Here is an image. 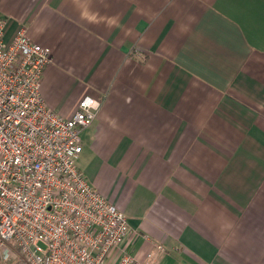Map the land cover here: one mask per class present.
Segmentation results:
<instances>
[{"label": "crops", "instance_id": "obj_1", "mask_svg": "<svg viewBox=\"0 0 264 264\" xmlns=\"http://www.w3.org/2000/svg\"><path fill=\"white\" fill-rule=\"evenodd\" d=\"M0 17L52 49L49 107L102 101L77 165L138 258L264 264V0H0Z\"/></svg>", "mask_w": 264, "mask_h": 264}, {"label": "built area", "instance_id": "obj_2", "mask_svg": "<svg viewBox=\"0 0 264 264\" xmlns=\"http://www.w3.org/2000/svg\"><path fill=\"white\" fill-rule=\"evenodd\" d=\"M6 28L0 17V264H153L154 250L133 252L124 210L77 165L81 132L102 101L85 96L69 117L49 107L42 83L52 49L25 26L8 40Z\"/></svg>", "mask_w": 264, "mask_h": 264}, {"label": "trees", "instance_id": "obj_3", "mask_svg": "<svg viewBox=\"0 0 264 264\" xmlns=\"http://www.w3.org/2000/svg\"><path fill=\"white\" fill-rule=\"evenodd\" d=\"M14 264H29V263H27L24 259L19 258Z\"/></svg>", "mask_w": 264, "mask_h": 264}, {"label": "rangeland", "instance_id": "obj_4", "mask_svg": "<svg viewBox=\"0 0 264 264\" xmlns=\"http://www.w3.org/2000/svg\"><path fill=\"white\" fill-rule=\"evenodd\" d=\"M20 257L12 258L10 261L4 263V264H14ZM23 259V258H22Z\"/></svg>", "mask_w": 264, "mask_h": 264}]
</instances>
